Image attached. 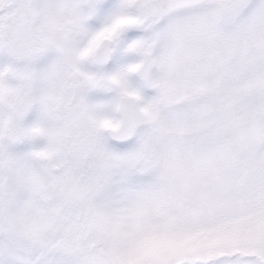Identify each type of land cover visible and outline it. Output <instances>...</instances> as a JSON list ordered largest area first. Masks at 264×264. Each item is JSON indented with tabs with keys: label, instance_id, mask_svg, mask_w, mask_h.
Here are the masks:
<instances>
[{
	"label": "snow or ice",
	"instance_id": "1",
	"mask_svg": "<svg viewBox=\"0 0 264 264\" xmlns=\"http://www.w3.org/2000/svg\"><path fill=\"white\" fill-rule=\"evenodd\" d=\"M0 264H264V0H0Z\"/></svg>",
	"mask_w": 264,
	"mask_h": 264
}]
</instances>
